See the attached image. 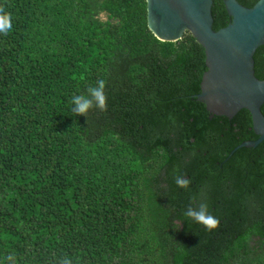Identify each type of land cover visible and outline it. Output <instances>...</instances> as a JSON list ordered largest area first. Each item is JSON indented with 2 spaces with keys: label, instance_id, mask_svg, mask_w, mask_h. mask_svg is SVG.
I'll return each mask as SVG.
<instances>
[{
  "label": "trees",
  "instance_id": "trees-1",
  "mask_svg": "<svg viewBox=\"0 0 264 264\" xmlns=\"http://www.w3.org/2000/svg\"><path fill=\"white\" fill-rule=\"evenodd\" d=\"M205 70L145 0H0V264H264V141L230 155L258 137Z\"/></svg>",
  "mask_w": 264,
  "mask_h": 264
},
{
  "label": "water",
  "instance_id": "water-1",
  "mask_svg": "<svg viewBox=\"0 0 264 264\" xmlns=\"http://www.w3.org/2000/svg\"><path fill=\"white\" fill-rule=\"evenodd\" d=\"M147 26L161 42H176L189 32L204 49L205 68L196 100L211 117L232 119L247 110L254 141L234 148H255L264 141V80L255 76L254 54L264 46V0L247 8L237 0H223L230 17L227 26L213 30V0H145Z\"/></svg>",
  "mask_w": 264,
  "mask_h": 264
}]
</instances>
